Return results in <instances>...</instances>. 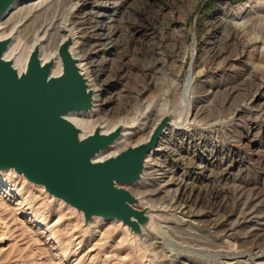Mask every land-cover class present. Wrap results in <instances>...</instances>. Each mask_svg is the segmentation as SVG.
Wrapping results in <instances>:
<instances>
[{
	"label": "rangeland",
	"instance_id": "obj_1",
	"mask_svg": "<svg viewBox=\"0 0 264 264\" xmlns=\"http://www.w3.org/2000/svg\"><path fill=\"white\" fill-rule=\"evenodd\" d=\"M91 1L86 0L93 10L82 5L84 0H74L82 12L65 13L62 19L60 13L59 25H72L83 35L80 42L86 46L80 55L99 52V58L92 57L119 99L103 122L112 127L149 106L146 126L123 140L120 149L144 139L168 107L182 113L180 127L188 129L186 116L195 108L199 121L189 129H203L207 141L200 149L191 145L189 154L200 164L209 162L208 156L217 150L219 162H235L221 184L231 191L226 208L210 204L206 193L202 203L192 206L202 215L190 225L172 211L180 205L178 200L136 188L170 212L172 225L159 240L165 250H156L159 254L153 260L129 243L120 227L102 222L86 232L82 213L24 178L25 182L22 175L5 174L0 178V264H264V99L259 102L256 97L264 80V0ZM22 9L18 18L29 15L28 23L40 18L34 8ZM100 26L106 27L102 33ZM62 33L55 42L60 44ZM30 37L25 39L28 44ZM246 42L252 48L245 65L228 63L246 51ZM115 43L118 46L112 48ZM192 79L189 95L186 87ZM217 122L220 130L213 133L209 127ZM92 124L86 121V126ZM172 134L176 140L184 135ZM171 141L166 138L164 145L178 155L182 150L174 142L169 145ZM161 160L164 170L172 168L166 158ZM220 172L210 169L208 179L196 189L200 186L206 192L216 185Z\"/></svg>",
	"mask_w": 264,
	"mask_h": 264
},
{
	"label": "water",
	"instance_id": "obj_2",
	"mask_svg": "<svg viewBox=\"0 0 264 264\" xmlns=\"http://www.w3.org/2000/svg\"><path fill=\"white\" fill-rule=\"evenodd\" d=\"M28 1L0 0V18L13 4ZM71 43L70 38L61 43L63 70L53 77V63L42 65L37 48L27 70L19 73L4 57L10 40H0V172L12 169L43 186L82 213L85 224L93 217L121 220L140 236L150 219L145 211L135 209L138 199L118 185L141 179L147 154L174 122V116L163 117L147 142L95 161L121 137L124 127L109 134L97 128L84 136L67 118L70 113L93 107L92 92L70 52Z\"/></svg>",
	"mask_w": 264,
	"mask_h": 264
},
{
	"label": "bare ground",
	"instance_id": "obj_3",
	"mask_svg": "<svg viewBox=\"0 0 264 264\" xmlns=\"http://www.w3.org/2000/svg\"><path fill=\"white\" fill-rule=\"evenodd\" d=\"M69 3H71L70 4L71 6L68 9H65V7ZM154 3L155 2H153L152 4ZM78 5L79 2L75 3L74 0H31L28 2H17L13 4L9 8V10L5 13V15L0 18V40H6V39L10 40V44L5 52L4 57L7 61L12 62L13 67L19 73H23L27 70L29 58L32 52L37 48L39 52V59L41 64L45 65L46 63L52 62L53 69L51 75L53 77H58L59 75H61L63 70L62 60L59 53L60 45L66 39L68 38L71 39L72 43L70 45V52L73 58L77 60V66L79 67L81 74L85 77L87 81L88 90L92 92L93 107L88 111L70 113L69 115H67V118L83 131L84 136L92 135L97 128H99L102 133L109 134L119 126L124 127L121 137L110 148L102 151L95 157V161L97 162L104 161L110 157L116 156L122 151L126 150L128 147H135L142 143L147 142L150 139L156 125L161 121L163 117L169 114H172L174 116L175 119L174 122L171 123L165 129V131L161 134L156 147L147 154L145 160V167L141 179L133 184L124 185V186L118 185L119 187L129 190L138 199L139 202L135 206V209H137L138 211H145L146 215L150 219L149 224L142 227L141 235L139 236L137 234H134L129 230V228H127L128 227L127 225L123 224L121 220H116V219L106 220L99 217H93L92 220L89 222V224H85V226L83 227L86 232H92L90 231L93 230L91 228H94L93 226L100 225L102 222L113 224L114 226L116 225L120 227L122 231H124L127 241L131 243L135 248L140 249L144 253L145 258H149L150 256H152L153 260H156L157 257L155 256H158L159 254V252H157L156 250H159L160 252H163L165 250L164 246H162V244L159 243L160 242L159 240L161 239L163 233L170 229L169 225H172L170 224L169 221L170 212L169 209L164 205L156 206L151 201V196L149 194H141L140 192H136L135 189L142 188L143 186L145 187V190H148V192L151 191L158 194H165L167 196L174 198L175 200H178L180 202L179 203L180 205H178V207H174V208L172 207L173 210L172 209L171 210L174 212V214L180 215L181 217H183V219H187L188 220L187 222H189L188 224L193 225L196 222L198 216H201L202 214L201 215L196 214L195 213L196 211L193 212L191 208L192 206L195 207L196 205L202 203L203 201L202 199L205 197L206 193H207L206 197H208L207 199H209L210 201L209 203L212 204L213 206L217 208H219L220 206L221 207L226 206L227 204L226 198L231 193V191L228 192L227 189H224L223 188L224 186L222 187L221 184L222 181L224 180V177L230 173V170L232 166L235 164V162H229L228 159L224 160V158H223L224 162H219L220 160L218 161V159L220 157V153L217 150L216 151L213 150L211 154L208 156L209 162H200V164H197L195 162L197 160L196 156L193 157V155L191 156L189 154V148L191 145H193L195 148L200 149L204 144H206L207 141L204 138L203 129L195 128V127H193L191 130L189 129L191 125L195 126V124L199 121L198 120L199 117L197 115V111L195 110V108L191 113H188L186 116V122L188 120L190 124L188 129H182L180 127L181 122L184 120L182 119V113L181 114L177 113L168 107L166 108L164 114L157 121H153L152 123L153 125L149 128V131L147 132L146 137L144 139H142L141 141L135 144L127 143L122 149H120L119 144L122 143L123 140L127 139L129 136H132L134 132L141 131L146 126L147 123L146 120L149 117V106L145 107L144 110L142 109V111L136 112L134 117H132L131 119H123V120L119 119L114 126L107 128L106 125L109 124L103 122V120L108 113L110 112L112 113L114 109L118 106L119 99L117 95L113 92L114 91L113 85L111 84V82H109V80H106L104 78V71L99 68L98 64H96L95 62L96 60L94 61L92 57L93 55L97 57L99 52H93L92 56H90L91 54H89V52L87 54L86 53L83 54V56L80 55V50L82 52L84 51L81 49V47H83L84 49L86 46L84 45L85 42H80V40L83 38V35H80V31L77 32L72 25H64L63 23L61 26L59 25L60 13L62 19V16L65 15V13L74 14L76 11H79L78 12L79 14L82 12V11L80 12V10L77 9ZM82 5L86 6V9L90 6L88 9L93 10L92 4L86 2V0H84V3H82ZM223 6H227V4H224ZM19 8L20 9L34 8L35 10L38 11L37 12L38 14L36 16H39L40 18L38 17L39 19L35 23H32L33 22L32 20L31 22L28 23L26 21L29 15L25 16L24 18H20V16L18 18L16 16L17 12L20 10ZM24 21L25 23H23ZM151 26H149V28H151ZM97 30L102 33L106 30V27L104 28L103 26H100L98 27ZM62 31H63L61 36L62 40L59 44L55 42L56 41L55 39ZM27 37L32 38V43L28 44L26 42L25 39H27ZM232 39L233 38H231L230 40L232 41ZM250 45L247 43L245 48L246 51L242 52L241 54L235 57H231L228 60V63H232V65L237 64V66L245 65L246 63L245 58L247 57L246 54L248 53V50L252 48ZM117 46L118 43H115L112 45V48ZM247 66L248 65H246V67ZM240 67L242 68V66ZM243 77H244V73H243ZM194 82L195 81L192 79L189 80L187 84L186 93H188L189 95H191V89L194 86ZM258 86L259 87L256 89V93H257L256 97L258 101L261 102L264 99L262 95L264 93V80H262ZM166 94L167 93H165L164 96ZM166 106L168 105L166 104ZM241 110L243 109L242 108L238 109L237 113L241 112ZM96 119L98 120L96 121ZM86 121L93 122L94 124H92L91 126H86ZM209 128L212 129L211 132L213 133L217 132L218 130H220V122L214 123ZM174 132L179 134L184 133V135H182L183 136L182 138L176 140L173 139L175 137L171 136L173 135L172 133ZM196 136L199 137L198 139L196 138L197 140L195 139ZM166 138H170L172 140L169 143V145L173 144L174 142L176 147L182 150V152L176 155V151L169 149L168 146H165L166 144L164 145V140ZM186 146H188V149H185ZM162 158H166L167 162L169 163L168 166L171 167L172 165V168L170 169L167 168L164 170L161 167ZM223 166L224 169H220ZM187 167H189V169L186 172H184L183 170H185ZM210 169H219L221 171L219 178H217L218 181L215 179L217 181V184L207 189L206 192L200 186L199 188L196 189L197 183L202 182L205 179H208L206 173ZM181 170H182V174L178 172ZM10 173L13 175L16 174L14 170L8 169L0 172V178L3 177V175L5 174H10ZM22 176L21 178L25 182H27L26 181L27 179L24 176L23 177ZM39 186L41 190L45 189L43 186L41 185ZM230 187H233V185ZM230 189L232 190L233 188ZM239 197L240 196H238V199ZM62 201H57V202L63 205L64 201L63 202ZM204 203H206V199H204ZM253 209L255 210L254 207ZM245 218L246 217H244V219ZM80 220L83 221L82 216H80ZM0 225H2V222H0ZM0 239L2 238L0 237ZM152 240L153 241L155 240L157 242L154 243L155 246L151 244L153 243L151 242ZM148 260L150 261V259Z\"/></svg>",
	"mask_w": 264,
	"mask_h": 264
}]
</instances>
